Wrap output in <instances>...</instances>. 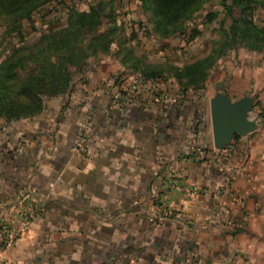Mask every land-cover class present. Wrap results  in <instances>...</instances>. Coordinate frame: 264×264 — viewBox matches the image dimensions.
Here are the masks:
<instances>
[{
  "label": "rangeland",
  "instance_id": "374dc122",
  "mask_svg": "<svg viewBox=\"0 0 264 264\" xmlns=\"http://www.w3.org/2000/svg\"><path fill=\"white\" fill-rule=\"evenodd\" d=\"M91 7L100 12L96 40L91 47V35H86L81 38L80 44L77 43L79 54L82 49L91 53L87 55L89 57L83 68H71L74 83L70 94L48 99L45 111L39 116L3 123L0 126V137L4 138L8 133L10 138L12 135L31 138L33 126L41 125L47 128L51 126L49 130L45 128L46 131L39 133L55 141L56 135H59L57 130L62 127L63 131L60 132L64 140H68L69 147L66 148V154L63 153L65 157L62 158L58 176L54 178L56 181L49 185L54 188L56 184L63 186L65 174L73 175L74 165L71 163L74 153L79 154L82 169L89 168L95 142L99 145V154L101 150L108 151L109 156L115 159L114 151L107 146L116 138V126L107 121H123L132 126L137 120L134 119L135 115L130 119L128 112L130 115L131 112L137 115L142 110L150 111L153 108L163 109L162 113L171 109L172 119L176 115V123L172 124L174 132L171 151L176 150L177 146L178 167H169L171 164L158 158L167 155L166 152L169 151L153 148L152 150L160 151L162 155H144L135 145L124 146L122 154L129 159L122 162L118 157L117 160L120 161L117 164L127 162L130 169L144 172L149 176L148 183L154 186L155 192L161 191L153 204L156 206L154 214L158 219L177 218L175 207L168 204L176 193H182L188 200L206 194H216L228 199L221 216V231L218 229L217 234L206 230L199 232L194 243L196 256L187 264H264V175L252 179L247 175L252 144L256 143V150L264 153V47L258 51L251 50L243 42L230 36V27L233 19L240 17V9L232 6L233 12L228 14L218 2L207 1L193 18L185 22L184 33L161 38L153 31L150 12L140 5L139 0H54L40 7L31 20L23 23V39L15 31L8 30L6 17L0 18V62L13 48L20 47L21 43L29 46L43 32L65 28L73 10L88 11ZM210 12L217 14L213 21L207 16ZM253 18L256 23L263 25L264 8H257ZM208 59V74L200 88L195 85L186 86L185 80L183 83L178 79V68ZM26 62L27 71H30L34 64ZM152 69L158 70L162 75L155 80L145 79V72ZM124 92L130 99L126 110L121 112L120 100ZM212 100L219 105L229 100L242 106L246 110V121L251 122L244 133L236 134L239 139L235 140L236 136L233 137L219 151V155L213 144ZM138 122L141 126L138 131H147L149 134L152 132L149 128L151 130V127L158 124H154L153 119L145 122L140 118ZM157 122L160 119L157 118ZM167 125L170 124L166 120L160 123L156 134L160 131L169 134ZM131 129L135 131L131 132L134 137L139 136L136 126L130 128V131ZM120 131L119 129V133ZM200 136H204L207 141L200 144ZM129 138L132 140V137ZM105 140L109 143L105 144ZM190 140L198 143V151L193 152V142ZM125 149L130 150L131 154ZM193 153L197 155L194 156ZM259 157L253 162V166H264V160ZM98 164L104 166V163ZM209 174L212 176L210 179ZM170 180L188 190L170 191ZM238 180L242 190L236 189L235 182ZM133 182L131 180V184ZM247 190L250 193L247 194ZM193 191L195 192L192 193ZM240 192L245 196H241ZM26 204L33 205L22 199L17 203L18 206ZM30 221L25 222V228L29 227ZM210 229L214 231V228ZM168 245V248L171 246L177 249L178 254L186 249L185 242ZM184 259L181 253L174 259L162 260L163 263L160 264H186ZM145 264H157V261Z\"/></svg>",
  "mask_w": 264,
  "mask_h": 264
},
{
  "label": "crops",
  "instance_id": "0c3cea01",
  "mask_svg": "<svg viewBox=\"0 0 264 264\" xmlns=\"http://www.w3.org/2000/svg\"><path fill=\"white\" fill-rule=\"evenodd\" d=\"M124 110L126 108L119 109L121 112ZM162 110H142L137 115L135 112H131L132 115L128 112L130 119L135 115L134 119L137 120L132 126L123 121H107L116 126L113 143L104 141L105 144L109 143L107 148L114 151L115 159L109 156L108 151L101 150L99 154V145L95 142L89 168L82 169L81 158L74 153L71 163L74 165L73 175L65 174L63 186L56 184L54 188L49 185L56 181L54 178L58 176L62 158L69 147L68 140H64L60 132L63 131L62 127L57 130L59 135H56L55 141L39 133L47 128L41 125L33 126L34 133L30 139L20 135H12L10 138L8 133L4 138L0 137V220H5L18 234L15 246L1 253L5 264H47L49 261V264H145L154 260L160 264L163 263L162 260L174 259L181 253L186 264L192 261L196 256V235L202 230L216 234L218 229L221 231V216L228 199L216 194H206L188 200L182 193H176L168 204L175 207L177 218L158 219L154 214L156 206L153 204L161 191L155 192L154 186L148 183L149 176L144 172L130 169L127 162L117 164L120 161L117 160L118 157L122 162L129 159L122 154L125 145L138 146L144 155H162L160 151L152 150L153 148L169 151L166 152L167 155L158 158L171 164L169 167L179 164L177 146L176 150L171 151L174 132L172 124L176 123V115L172 119L171 109L165 113ZM162 115L165 117L162 118ZM140 118L145 122L153 119L154 124L158 123L151 130L149 128L151 134L138 131L141 129L138 122ZM157 118L160 122H157ZM165 120L170 124L167 125L169 134L161 131L156 134L160 129L159 124ZM65 126L64 124L63 127ZM135 126L139 135L136 137L131 134L135 131H130ZM50 128L48 126L47 129ZM200 139V144L207 141L204 136H200ZM252 145L247 165L250 179L264 175L263 165L253 166L259 156L264 160V153L256 150V143ZM116 146L118 148L114 149ZM192 147L193 152L199 149L196 148L198 143L193 142ZM219 151L217 149V155ZM128 152L131 154L130 150ZM98 163H104V166ZM211 177L209 174L208 178ZM131 180L134 181L132 184ZM239 181L235 182L236 189L242 190ZM240 193L245 196L243 192ZM246 193L250 191L247 190ZM21 199L27 203L32 202L35 207V215L26 228L17 215L16 206L11 204L13 201L18 203ZM210 228H214V231H210ZM184 242L185 252L179 250L181 253L178 254L177 249L171 246L168 248L169 243L174 246L175 243Z\"/></svg>",
  "mask_w": 264,
  "mask_h": 264
},
{
  "label": "trees",
  "instance_id": "16d2710c",
  "mask_svg": "<svg viewBox=\"0 0 264 264\" xmlns=\"http://www.w3.org/2000/svg\"><path fill=\"white\" fill-rule=\"evenodd\" d=\"M53 1L0 0V18L6 17L8 30L15 31L23 39V23L31 20L40 7ZM207 1L211 0H139V3L150 12L155 34L168 38L184 33L185 22L193 18ZM213 1L218 2L228 14H232L234 6L240 9V17L234 18L230 27V36L234 40L243 42L251 50L263 49L264 24L256 23L253 14L257 8H264V0ZM99 13L92 7L88 11L73 10L65 28L45 31L29 46L21 43L0 62V126L39 116L45 111L48 99L70 94L74 83L71 68H83L89 57L87 55L91 53L82 49L79 54L78 44L81 38L91 35L90 44L93 47L100 22ZM207 16L213 21L217 14L210 12ZM26 61L34 64L30 71H27ZM209 66L210 59L203 60L178 68L176 75L180 81L185 80L186 86L200 88L206 80ZM161 75V72L152 69L145 72V79L155 80ZM129 99L124 92L120 100L122 108H127ZM238 139L236 136L235 140Z\"/></svg>",
  "mask_w": 264,
  "mask_h": 264
},
{
  "label": "water",
  "instance_id": "95a60500",
  "mask_svg": "<svg viewBox=\"0 0 264 264\" xmlns=\"http://www.w3.org/2000/svg\"><path fill=\"white\" fill-rule=\"evenodd\" d=\"M210 106L213 144L221 150L237 133H244L251 122L246 121V110L229 100H225L222 105L212 100Z\"/></svg>",
  "mask_w": 264,
  "mask_h": 264
},
{
  "label": "built area",
  "instance_id": "2783aa9c",
  "mask_svg": "<svg viewBox=\"0 0 264 264\" xmlns=\"http://www.w3.org/2000/svg\"><path fill=\"white\" fill-rule=\"evenodd\" d=\"M169 181V189L170 191H176V190H182L187 191L188 189L184 186H178L177 182L175 181ZM177 183V184H176ZM193 191L192 193H194ZM11 204L16 206L17 208V215L20 217L23 224L31 219V217L34 215L35 207L31 204L26 205H20L18 206L15 201H13ZM160 211V208L158 209ZM18 240V234L15 230L9 227V224L5 220H0V264H5L4 258L2 257V252L11 249L15 246V243Z\"/></svg>",
  "mask_w": 264,
  "mask_h": 264
}]
</instances>
